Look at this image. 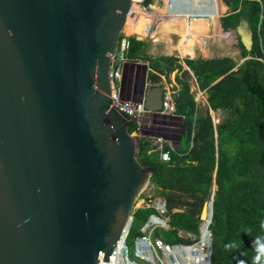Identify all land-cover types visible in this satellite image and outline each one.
I'll list each match as a JSON object with an SVG mask.
<instances>
[{"label": "water", "instance_id": "1", "mask_svg": "<svg viewBox=\"0 0 264 264\" xmlns=\"http://www.w3.org/2000/svg\"><path fill=\"white\" fill-rule=\"evenodd\" d=\"M131 6L0 0V264H108L128 229L153 174L111 105V62ZM238 34L251 50L247 21ZM139 101L160 111L162 86ZM212 190L200 227L212 221Z\"/></svg>", "mask_w": 264, "mask_h": 264}, {"label": "trees", "instance_id": "2", "mask_svg": "<svg viewBox=\"0 0 264 264\" xmlns=\"http://www.w3.org/2000/svg\"><path fill=\"white\" fill-rule=\"evenodd\" d=\"M152 1L146 0V4ZM224 2L229 11L221 17L223 34L236 42L238 19L247 21L253 31V47L247 50L240 40L239 44L242 57H252L237 69L231 56L183 60L207 93L209 106L205 112L197 113L190 72L179 57L144 55L146 42L133 36L127 59L149 63L150 85L163 84L161 75L170 79V74L177 70L179 87L173 86L175 112L185 119L181 148L164 144V150L171 155L164 162L159 150L148 153L149 141L138 145L142 152L139 161L152 169L151 181L157 196L167 202L170 228L161 234L162 239L168 243L191 242L190 237L179 235L180 230L199 236L202 206L211 198L215 184L209 225L213 236L211 263L238 264L239 260H246L251 264L252 242L256 235L264 234L260 227L264 221V63L257 59L264 57V0ZM152 6L141 7L149 11L154 9ZM210 109L226 113L218 124L214 123ZM136 126L130 121L129 131ZM176 208L181 210L174 212ZM154 211L152 207H142L134 212L129 237L140 233ZM156 234L160 235L158 231ZM231 241L239 247L225 251L224 245Z\"/></svg>", "mask_w": 264, "mask_h": 264}, {"label": "rangeland", "instance_id": "3", "mask_svg": "<svg viewBox=\"0 0 264 264\" xmlns=\"http://www.w3.org/2000/svg\"><path fill=\"white\" fill-rule=\"evenodd\" d=\"M181 1L182 0H173V3L169 5V0H166V3H164L163 6H152L154 9L149 11H146L141 6L135 5L134 9L139 13V17L141 19L138 21V23H136L137 26H135V28L137 27L136 30L138 32L137 35L139 36V38H145V34H149L150 32L156 31V36L158 37L159 41L158 44L154 43L153 46H159L161 49V47L165 46L166 42H168V47L174 46L175 50H173V56L179 57L180 60L183 62L185 58L191 57L189 56L190 54H182L179 51L181 43V41L179 40H182V32L184 31V29L192 28L193 26H198V32L200 34V37H204V39L206 38V41L203 45L204 47H201V44H198V47H200L201 49L207 47L206 49H208V53L206 54V56H209L211 58L231 56L237 62V66L234 68L237 69L238 65L241 64L249 56L245 58L242 57L238 32L236 36V42L234 43L231 42L223 34V26L221 23L223 21L220 18L225 13V15H227L229 11V8L226 7L224 0H210L211 7L205 8L198 5H191L189 9L186 7L181 9L179 7ZM195 7L199 8V11L197 13H195ZM238 22L241 25L242 21L238 19ZM130 25L125 27V31H128L131 28ZM145 40L146 44L143 47L144 55L161 56L166 53V51L163 50L160 51L159 54L152 49L151 44L153 42V39L150 36L146 37ZM196 40L199 41L198 38ZM190 45L193 46V44ZM201 55H204V53H200L197 56V59H199L198 57H200ZM117 61L118 59H116L115 65L117 64ZM122 69L123 72L121 79L123 81V85L121 81V96L124 99L133 100V102H136L139 100L142 92H146L147 89L150 87V84L148 82V64L143 60L132 61L125 59L122 64ZM175 73L173 72L172 74H170V79H163L162 83H173L174 86H176L177 83L173 82V78H175ZM177 87H179V85ZM192 92H194L195 100L197 103V113H199L200 111L205 112V109L208 106L207 103L205 104V101L203 97L199 94L198 90L195 89ZM196 93L198 94V97H196ZM203 95L205 96L204 92ZM136 113L137 116H135V120H133V122H138L141 124L139 126V129H137V126L135 128V131L137 132H135L134 136L137 140V144L139 145V143L143 140L149 141V143H151V139L160 136L152 135L158 134L157 132H149V130L151 129V124L149 123V121H153L150 120L151 115L147 113L145 114L144 112ZM210 113L215 124H218L226 114L223 110L214 111ZM161 115L163 116V122L158 125V131L165 136V143L168 144V142H171L173 149L181 148L182 143L184 141L182 138L185 120L184 117L181 114H178L177 112ZM140 149L141 148L138 146L137 157L139 159L142 156V152ZM216 189L217 186L214 185V190ZM147 195H150L151 199L157 195V190L155 186L153 188L146 189L144 193L141 194V196H143L144 198H147ZM137 202H140V200H138ZM178 210L181 209L176 208L174 209V212ZM164 231L166 230H162L159 234H162ZM133 235L134 234L129 237L128 242L131 250V258L135 259L139 264H150L140 258L135 257L133 253Z\"/></svg>", "mask_w": 264, "mask_h": 264}, {"label": "built area", "instance_id": "4", "mask_svg": "<svg viewBox=\"0 0 264 264\" xmlns=\"http://www.w3.org/2000/svg\"><path fill=\"white\" fill-rule=\"evenodd\" d=\"M164 2L166 3V0H153L152 3L146 4V0H132V6L134 5L142 6L143 8L146 9L151 7L152 5L161 7L164 5ZM172 3L173 0H169V5H171ZM191 5H198L206 8V7H211V2L210 0H182L180 2L179 7L181 9L184 7L189 9ZM130 14L131 12L128 13L127 18L129 17ZM126 23H127V19H126ZM133 36L136 39L140 40L138 36H136L134 33H129L125 31V28L124 30H122L118 48L111 62V70H110L111 90H112L110 95L111 105L117 108L119 111L123 112L126 115V117L129 119V121L132 122L133 120H135V116H137L136 112H144L145 114L147 113L151 115L150 120L153 121H149V123L151 124V129L149 130V132L152 131L157 132L158 134H152V133L151 134L160 135V136L150 140L151 143L148 153L159 150L161 160L167 162L171 159L170 151L164 150L163 146L165 144V136L158 131L159 124L154 120V113L157 115L158 114L165 115L175 112V104H174L175 90L173 88L174 85L172 83H165V82L164 84H161L163 88V103H162V109L158 112L148 111L144 106V102L141 103L139 100L133 102V100L124 99L120 93L121 76L123 72L122 64L124 60L127 59V53L130 49L131 38ZM251 57L252 56H249L248 58ZM116 59H118V61L117 64L115 65ZM257 59H259L264 63V57H257ZM182 64L184 65L185 69L186 68L189 69L183 62ZM190 72H191V77L189 81L191 83V88H192L191 91L196 89L198 90L200 95H203V92L205 90L203 91L200 88L197 78L194 75V72L193 71ZM176 73H175V78H173L174 83H177ZM161 76L164 80H166L163 75ZM117 95L119 96L117 97ZM196 97H198L197 93H196ZM128 101H130L129 106L131 108L130 107L126 108ZM135 123H137V129H139V126L141 124L138 122ZM139 144H142V142H140ZM169 146L171 148L173 147L172 144H170ZM154 186H155L154 183L150 180L146 189L153 188ZM138 200H140V202L136 203L134 212L142 207H152L155 209V211L149 214L146 221L140 228V233L134 236L133 253L135 257L140 258L150 264H212L211 263L212 241L210 246H201L200 234L199 236H196L189 232L180 230L179 235L190 237L192 239V241L189 243H185V242L168 243L162 239L161 234L159 236L156 234V231L161 233L162 230H168L170 228V225L168 223L169 217H168L167 202L163 197L156 195L151 199L150 195H147V198L140 197ZM134 212L132 213L131 216V223L128 229L126 230V232L122 234L120 239L118 240L114 252L108 260V264H139L135 259L131 258V250L128 243L129 233L134 220L133 219Z\"/></svg>", "mask_w": 264, "mask_h": 264}, {"label": "bare ground", "instance_id": "5", "mask_svg": "<svg viewBox=\"0 0 264 264\" xmlns=\"http://www.w3.org/2000/svg\"><path fill=\"white\" fill-rule=\"evenodd\" d=\"M134 7H135V5L132 6L131 14L127 18L126 26H128V25L131 24L130 25L131 28L127 32L134 33V34L137 35V32H136V28L137 27L135 28V26H137L136 23H138V21L141 20V19L139 17V13L134 9ZM198 11H199V8L198 7H195V13H197ZM198 28H199L198 26H196V27L193 26L192 28L184 29V31L182 32V40H179V41H181V43H180V50H179L180 53L187 54V55L190 54L189 56L192 57V58H197V56L200 53H204L205 55L208 53V49H206L207 47L202 48V49L200 47H198V44H201V47H204L203 45L205 43V42H203V38L200 37V34L198 32ZM239 28H240V25L238 26V30H239ZM156 37H157L156 35L153 36L154 43H158V40L159 39H158V37L157 38ZM138 38H139V36H138ZM197 38L199 39V41L196 40ZM198 42H200V43H198ZM190 44H193V46H191ZM173 50H175L174 49V46H170V48H168V52L170 54H173ZM118 96L119 95H117V97ZM129 102L130 101H128L126 108H129L130 107L129 106L130 105ZM175 105H176V103H175ZM162 119H163V116L161 114H158V115L157 114H154V120L158 124H161L163 122ZM165 128H167V127H165ZM210 221H211L210 220V216L209 215H207V216L205 215L203 222H201V227H200L201 228V233H200V245L201 246H210V244H211L212 239H211L210 232H209L210 229H209V226L207 227V223L209 225L210 224Z\"/></svg>", "mask_w": 264, "mask_h": 264}, {"label": "clouds", "instance_id": "6", "mask_svg": "<svg viewBox=\"0 0 264 264\" xmlns=\"http://www.w3.org/2000/svg\"><path fill=\"white\" fill-rule=\"evenodd\" d=\"M225 14H223L222 16H224ZM187 70H189V72L192 71L191 69H187ZM190 77H191V72H190ZM155 85H161V84H155ZM152 86H154V84L153 85H150V87H152ZM260 227H261V229H264V221L261 222ZM238 247H239V244L236 241H231V242H228V243H226L224 245L225 251H231L233 249H237ZM252 249H253L254 254L251 257V261H250L251 264H264V234H259V235H256L255 236V239L252 242ZM238 264H248V261H246V260H239L238 261Z\"/></svg>", "mask_w": 264, "mask_h": 264}, {"label": "crops", "instance_id": "7", "mask_svg": "<svg viewBox=\"0 0 264 264\" xmlns=\"http://www.w3.org/2000/svg\"><path fill=\"white\" fill-rule=\"evenodd\" d=\"M142 11V10H141ZM158 15V14H157ZM156 16V15H155ZM160 16V15H159ZM240 25V24H239ZM136 32H137V30H136ZM138 33V32H137ZM157 33H156V31H153V32H150L149 34H145L146 36H145V38H139V39H141V40H144V41H146L145 39H146V37H151L152 39H153V36H155ZM144 37V36H143ZM206 39V38H205ZM204 39V37H203V42H205L206 40ZM159 41V40H158ZM151 43V42H150ZM156 44H158V43H156ZM152 49L155 51V52H157V53H159L160 51H163V50H165L166 51V53L165 54H163V55H170V53L168 52V48H170V47H168L169 46V43L168 42H166V44H165V46H162L161 47V49H160V47L159 46H153L154 45V39H153V42H152ZM169 54H168V53ZM160 54V53H159ZM173 55V54H172ZM222 57V56H221ZM189 58V57H188ZM192 58V57H191ZM198 58H211V57H209V56H206L205 54L204 55H201L200 57H198ZM213 58V57H212ZM194 59H197V58H194ZM184 63V62H183ZM147 64H148V68H149V70H150V67H149V63L147 62ZM185 64V63H184ZM186 65V64H185ZM147 66V65H146ZM186 67V66H185ZM121 81H122V79H121ZM173 84V83H172ZM122 85H123V81H122ZM174 85V84H173ZM203 91H204V89H202ZM144 93V91L142 92V94ZM204 93H205V96L204 95H201L202 97H203V99H204V101H205V104L207 103V105L209 106V103H208V101H207V93H206V91H204ZM142 94H141V96H142ZM141 96H140V98H141ZM139 98V99H140ZM207 101V102H206ZM218 111H220V110H218ZM210 112H214V110H212V109H210ZM166 144V143H165ZM168 144L170 145V144H172L171 142H168ZM167 144V145H168ZM215 185V184H214Z\"/></svg>", "mask_w": 264, "mask_h": 264}]
</instances>
